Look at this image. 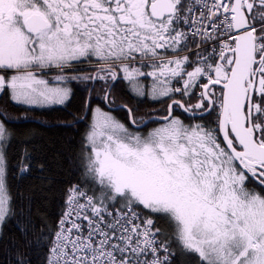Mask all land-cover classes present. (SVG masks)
Masks as SVG:
<instances>
[{
  "label": "snow or ice",
  "instance_id": "6c2138e0",
  "mask_svg": "<svg viewBox=\"0 0 264 264\" xmlns=\"http://www.w3.org/2000/svg\"><path fill=\"white\" fill-rule=\"evenodd\" d=\"M0 264H264V0H0Z\"/></svg>",
  "mask_w": 264,
  "mask_h": 264
},
{
  "label": "trees",
  "instance_id": "16d2710c",
  "mask_svg": "<svg viewBox=\"0 0 264 264\" xmlns=\"http://www.w3.org/2000/svg\"><path fill=\"white\" fill-rule=\"evenodd\" d=\"M51 118L55 119V117ZM42 130L45 132L46 138H50L57 145V147H59L60 140L71 132L70 129L62 127H48Z\"/></svg>",
  "mask_w": 264,
  "mask_h": 264
}]
</instances>
